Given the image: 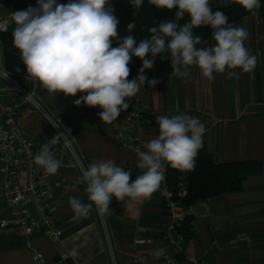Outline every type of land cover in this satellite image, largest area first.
I'll use <instances>...</instances> for the list:
<instances>
[{"label":"crops","instance_id":"0c3cea01","mask_svg":"<svg viewBox=\"0 0 264 264\" xmlns=\"http://www.w3.org/2000/svg\"><path fill=\"white\" fill-rule=\"evenodd\" d=\"M233 1L209 0L211 8L229 6ZM57 2L66 4L68 0ZM110 3L114 10L115 0ZM36 5L37 0H0V19ZM233 25L249 32L246 46L258 61L251 72L235 69L232 71L238 72L239 77L227 78L226 69L225 73H214L215 79L208 81L198 68L192 67L187 78H178L171 75L170 58L157 56L153 68L146 69L144 75L148 80L157 79L158 83L149 87L145 82V88L136 97L148 125V141L159 133L158 116L184 113L204 124L206 132L200 150L214 161L258 163L261 169L245 175L242 189L201 199L189 207L176 204L173 207L176 224L190 217L191 234L182 246L166 247L163 235L172 214L165 207L166 191L162 185L149 200L125 204L113 197L107 215L101 217L93 206L87 217H78L69 200L75 198L90 203L86 184L71 153L63 151L59 142L51 146L61 162L58 172L50 175L36 165V181L44 204L61 227V237L55 241L46 232L27 237L14 226H0V264H32L35 250L42 252L48 264H133L137 250L131 247V240L135 237L152 240L139 251L155 254L157 249L166 247L175 264H264V18L248 14ZM14 27L13 22L10 32ZM204 42L197 47H210L214 43L212 38ZM3 70L0 46V71ZM12 78L33 93L60 121L63 132L73 141L86 167L101 160H112L131 172V180L141 174L136 167L137 154L121 148L114 138L120 132L133 131L123 111L113 123H103L98 115L102 111L99 107L74 105V100L82 93L75 97L50 94L34 86L27 77L12 75ZM0 100L14 103L22 100L3 76H0ZM18 114L23 133L34 142L36 155L41 146L57 134L31 105L20 103ZM29 182L26 169L21 184L27 186ZM1 184L0 174V220L7 215ZM30 209L37 217L36 206ZM148 264L164 263L155 255Z\"/></svg>","mask_w":264,"mask_h":264},{"label":"clouds","instance_id":"9594fccd","mask_svg":"<svg viewBox=\"0 0 264 264\" xmlns=\"http://www.w3.org/2000/svg\"><path fill=\"white\" fill-rule=\"evenodd\" d=\"M236 2L253 16L261 7L260 0ZM143 3L144 0H131L136 10L133 15ZM148 3L177 11L173 20L148 28L149 38L141 39L138 44L131 34L119 37L120 21L110 0H68L66 4L37 0L35 7L13 12V44L26 66L27 79L50 94L75 97L82 93L74 105L99 107L100 121L111 124L128 109L127 98L135 97L145 88V82L149 87L158 83L157 79L148 80L144 75L146 69L153 68L158 55L164 58L165 53L170 54L171 75L178 78H187L192 67L198 68L208 81L215 79L214 73H225L226 69L227 78H238L239 73L232 70L251 72L256 67L257 57L246 46L248 30L229 23L223 11H213L209 0H148ZM186 14L189 20L181 24ZM202 26L212 30L214 43L210 47H197L205 42L193 30ZM126 27L131 32L135 21ZM149 55L151 59L146 58ZM133 57L142 61V67L136 78L129 80ZM0 76L6 79L9 72L4 69ZM157 124L158 135L144 143L145 150H136V167L141 174L135 180H131L130 171L112 160L81 168L90 203L70 199L76 216L87 217L93 206L101 217L107 215L113 197L125 204L149 200L165 180V165L179 171L195 168L206 132L204 124L184 113L158 116ZM60 139V134L49 139L33 158L35 165L50 175H55L61 166L51 151V146ZM161 254L162 250L155 253Z\"/></svg>","mask_w":264,"mask_h":264},{"label":"built area","instance_id":"2783aa9c","mask_svg":"<svg viewBox=\"0 0 264 264\" xmlns=\"http://www.w3.org/2000/svg\"><path fill=\"white\" fill-rule=\"evenodd\" d=\"M11 17L0 19V33L10 31L12 25ZM8 86L22 96L20 103L29 104L33 110L39 114L56 134L61 135V148L63 151L71 153L78 170L87 168L83 158L74 148L73 141L70 140L61 128V123L56 119L47 108L42 106L35 95L14 82L12 75L5 79ZM129 107L123 112L133 131L129 134L120 132L114 136L120 147L136 153L137 148H143L144 143L148 142V125L143 120V108L140 100L135 96L127 98ZM20 103L5 102L0 100V174L2 176L1 193L2 200L7 209L6 217L0 220V226H14L22 235L31 237L39 232H46L53 240L58 241L62 230L54 220L44 204L41 193L37 185L38 169L34 163L35 145L32 139L26 136L19 124ZM55 126V127H54ZM137 154V153H136ZM29 170L30 182L27 186L21 184V176L25 170ZM165 180L161 183L166 191L165 201L169 206L171 221L167 224V229L163 238L168 246H182L184 239L176 234V218L173 207L176 202L173 200L174 193L166 187L167 165L164 168ZM82 175V174H81ZM187 195L186 185L181 182L177 190V197L183 198ZM36 206L38 216H34L30 207ZM152 240L145 237H135L131 240V247L137 250L132 258L133 264H148L155 254L139 251L141 246L151 244ZM166 247L157 249L162 250L160 256H156L164 264H175L172 256L168 255ZM32 264H48L42 252L35 250L32 254Z\"/></svg>","mask_w":264,"mask_h":264},{"label":"trees","instance_id":"16d2710c","mask_svg":"<svg viewBox=\"0 0 264 264\" xmlns=\"http://www.w3.org/2000/svg\"><path fill=\"white\" fill-rule=\"evenodd\" d=\"M260 4L261 7L257 15L264 18V0H260ZM217 9L223 11L228 16L229 23L231 24L250 14L236 0L229 6L212 8L213 11ZM134 11L136 10L133 8L131 0H115L114 14L120 21L118 26L119 37L131 34L135 36L138 44L141 39L149 38L150 33L148 32V28L157 26L166 20H173L177 9H160L150 5L148 0H144L142 7L135 15H133ZM188 20L189 17L186 14L180 23L183 24L188 22ZM133 21H135V28L129 32L126 26ZM193 31L195 35H200L203 40L212 38L210 27L202 26ZM116 43L117 41L114 40L113 45L115 46ZM0 46L4 69L12 75L27 77L26 66L20 58L19 50L13 44L12 32L0 33ZM158 56L161 57L160 55ZM164 57L170 58V54L165 53ZM129 67L130 75L128 79L131 80L136 78V74L142 67V61L137 57H133ZM167 169L166 187L174 193L173 200L176 204L189 207L201 199L241 190L245 175L251 171H258L261 167L253 160L217 163L213 158L199 150L193 170L179 171L170 166H167ZM181 182L185 183L187 190V195L183 198L177 197V190ZM164 204L169 211V206L165 199ZM190 226V217H186L182 224H176L175 226L176 234L183 237L184 244L190 237Z\"/></svg>","mask_w":264,"mask_h":264}]
</instances>
